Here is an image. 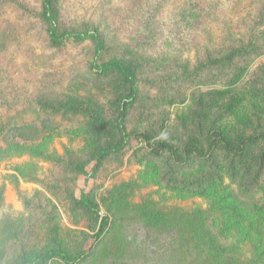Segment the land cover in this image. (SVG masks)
Segmentation results:
<instances>
[{"label":"rangeland","instance_id":"374dc122","mask_svg":"<svg viewBox=\"0 0 264 264\" xmlns=\"http://www.w3.org/2000/svg\"><path fill=\"white\" fill-rule=\"evenodd\" d=\"M1 3L6 4L0 9V127L39 130L17 143L0 133L4 264H12L22 250L48 249L55 240L73 254L87 248L99 218L74 205L82 190L112 222L96 255L83 264H185L186 244L208 240L235 246L231 254L223 253L228 261L223 264H264V255L256 252L264 241L263 212L228 202L234 191L243 202L252 197L250 202L264 203V168L258 178L255 173L243 178L252 191L241 195L221 169L195 165L174 175L166 159L146 158L144 144L134 139L87 179L97 143L87 132V119L53 112L45 104L80 98L112 119L119 82L89 79L90 42L59 49L49 45L41 0ZM59 11L62 26L99 27L111 56L141 67L140 102L129 118V131L182 146L190 137L204 140L214 127L224 126L232 136L242 125H248L247 132L257 125L255 114L262 111L256 108L264 105V33L246 58L223 69L200 70V65L225 55L233 41L247 43L264 32V0H59ZM147 20L149 37L143 30ZM241 71L245 74L233 86ZM217 90L229 93L217 96ZM263 151V145L255 147L252 160L258 162ZM202 177L212 181L215 196L209 201L198 189L180 187ZM186 219L189 230L184 229Z\"/></svg>","mask_w":264,"mask_h":264},{"label":"trees","instance_id":"16d2710c","mask_svg":"<svg viewBox=\"0 0 264 264\" xmlns=\"http://www.w3.org/2000/svg\"><path fill=\"white\" fill-rule=\"evenodd\" d=\"M5 4L1 3L0 9ZM40 19L44 26L49 45L52 48L59 49L68 44L82 45L87 42L92 44V59L89 62L88 68L89 79L101 81L114 77L119 82V92L115 101V116L112 119H106L104 113L97 105L85 102L80 98H74L58 105L45 104L53 112L79 114L87 119V132L97 141L94 148L92 170L90 173L85 172L87 179L94 178L111 158L123 154L132 140L135 139L144 144L146 158L166 159L172 168L176 170L174 171L175 173L172 172L174 175L177 174V171L187 172L195 165L203 168L216 167L226 173L223 177H227L231 184L237 185V188L241 191V195L250 194L249 192L252 190L249 191L241 181L251 173H255V176L258 178L261 175L259 170L264 168V151L260 154L258 162L252 160V150L258 146H264V105L258 104L256 109H259L262 113L257 112L255 114L257 125L250 132L246 131L248 125H242L241 131L236 132L237 134L232 136L224 126L214 127L207 133L204 140L190 137L182 146H178L169 139H156L146 132L129 131V118L132 111L140 102L141 67L139 64L134 60H128L116 55L111 56L109 54L108 37L97 26L90 24H85L82 28L62 26L59 0H41ZM150 22L149 20L145 21L143 26V30L148 37L152 33ZM263 33L257 32L253 36L255 38H252L247 43L233 41V48L220 58H208L205 63L200 65V70L223 69L238 60L246 58L257 50L258 39ZM244 74L245 72L241 71L232 85H236ZM228 93V90H217L215 92L217 96H223ZM258 125L260 126L258 127ZM0 133L5 137L7 134L12 135V140L17 143L31 139L39 133V130L37 127L31 125H14L10 130L9 128L6 129V127H0ZM22 177L24 178V176ZM220 181L223 182L224 180ZM12 183L19 195L21 190L18 180L15 179ZM180 187L188 191L198 189L200 195L207 201L215 196L214 192H212L214 191L212 181L206 177H202L196 182L181 184ZM223 188L227 189L225 186ZM5 193L6 186L2 184L0 185V207H4L6 204ZM232 200L237 203L233 206L234 208H238L239 205V207L244 206L254 211H261L264 214V203L260 204V202L258 203L255 200L250 202L252 197L248 200L246 199L248 202H243L236 197L233 191L229 196L228 202L230 203ZM73 202L77 208L99 218L98 230L93 234L91 244L87 248H82L73 254L55 240V244L52 247L43 251L28 252L22 250L12 264H50L56 261L62 264H83L96 255L103 238L111 228V218L108 214H102L99 204L85 190L81 191L79 198L74 197ZM189 228L190 221L186 219L184 221V229L189 230ZM232 250H235V246L220 244L215 240H208L199 245L189 243L185 246L187 255L185 264L228 263L227 260L224 261L226 256L224 257L223 253L227 252L231 254ZM259 251H261L260 254L264 255V241L258 242L256 252L258 253ZM4 254L5 252H0V264H4L6 260Z\"/></svg>","mask_w":264,"mask_h":264}]
</instances>
